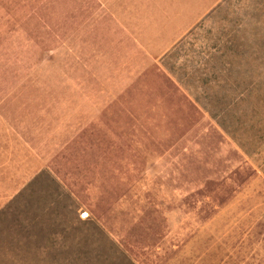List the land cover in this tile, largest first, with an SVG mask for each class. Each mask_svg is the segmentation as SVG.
<instances>
[{
  "label": "rangeland",
  "instance_id": "obj_1",
  "mask_svg": "<svg viewBox=\"0 0 264 264\" xmlns=\"http://www.w3.org/2000/svg\"><path fill=\"white\" fill-rule=\"evenodd\" d=\"M0 264H264V0H0Z\"/></svg>",
  "mask_w": 264,
  "mask_h": 264
},
{
  "label": "crops",
  "instance_id": "obj_2",
  "mask_svg": "<svg viewBox=\"0 0 264 264\" xmlns=\"http://www.w3.org/2000/svg\"><path fill=\"white\" fill-rule=\"evenodd\" d=\"M194 1H197V2L201 3L203 0H194ZM218 1L219 0H212V5L216 4ZM184 15L188 16V13H185ZM166 21H169V20L166 19Z\"/></svg>",
  "mask_w": 264,
  "mask_h": 264
}]
</instances>
